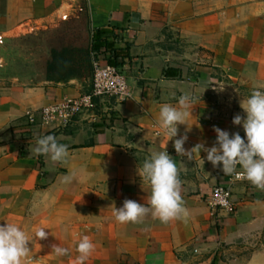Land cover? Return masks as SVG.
<instances>
[{"label": "crops", "instance_id": "0c3cea01", "mask_svg": "<svg viewBox=\"0 0 264 264\" xmlns=\"http://www.w3.org/2000/svg\"><path fill=\"white\" fill-rule=\"evenodd\" d=\"M61 21L83 25L82 36L71 29L66 38L76 46H90L98 29L110 31L104 38L122 51L116 62L130 97L97 98L68 127L44 126L41 109L90 92L93 70L88 78L41 70L33 80L9 77L0 61V224H17L32 240L34 260L24 264H76L85 235L95 245L85 264H264V190L223 174L204 152L205 162L179 156L158 123L160 107H178L187 94L192 127L179 125L176 137L187 134L186 149L211 147L214 126L244 136L233 117L245 115L242 99L264 91V0H0V41L20 37L30 23ZM113 54L106 47L93 52V67ZM45 135L68 146L64 162L35 154ZM166 147L178 166L185 214L167 223L151 213L118 222L115 209L126 199L147 204L151 186L138 166ZM221 183L238 201L232 215L211 213L208 197ZM41 227L49 235L36 240ZM58 244L69 254L56 255Z\"/></svg>", "mask_w": 264, "mask_h": 264}, {"label": "clouds", "instance_id": "9594fccd", "mask_svg": "<svg viewBox=\"0 0 264 264\" xmlns=\"http://www.w3.org/2000/svg\"><path fill=\"white\" fill-rule=\"evenodd\" d=\"M215 81H211L209 86ZM218 85V84H217ZM208 86V87H209ZM207 87V88H208ZM218 87L222 90L223 87ZM206 88V89H207ZM205 89V90H206ZM178 107L163 104L160 107L159 127L162 135L168 141L174 140L173 147L181 157L189 161L205 157L214 167H218L225 175L235 174V179H246L257 188L264 190V91L254 90L247 98L240 101L245 115L237 114L233 117L234 125H242L244 136L240 132L231 133L228 130L214 126L217 134L211 147L204 142L197 143L191 149L185 148L187 134L176 138L179 125H187L191 129L187 118L192 110V97L184 94L178 99ZM175 138V139H174ZM35 154L49 157L52 162H64L68 156V146L60 143L54 135H45L37 140L33 149ZM237 166L240 171H237ZM138 174L146 179L151 186V194L147 204L136 200L126 199L122 207L115 209V219L120 223L137 222L141 217L151 213L154 218L167 223L172 219H179L185 214L180 195L179 171L176 160L166 150L154 151L142 166H138ZM74 176L64 177L66 183L72 182ZM41 227L35 230V239H45L49 235ZM32 240L26 231L17 224H0V264H24L30 257ZM95 245L88 236H83L76 243L79 256L76 264H85ZM58 256L69 254V249L58 245L53 246ZM34 260V259H33Z\"/></svg>", "mask_w": 264, "mask_h": 264}, {"label": "built area", "instance_id": "2783aa9c", "mask_svg": "<svg viewBox=\"0 0 264 264\" xmlns=\"http://www.w3.org/2000/svg\"><path fill=\"white\" fill-rule=\"evenodd\" d=\"M102 97H112L117 102L123 103L129 99L130 89L127 76L120 66L97 59L94 62L90 92L43 107L40 111L41 124L66 128L76 115L91 110L95 106V99ZM27 115L30 122L36 121L34 113L29 112ZM240 170L237 166V171ZM232 177L235 181H248L235 179V174ZM208 204L213 215L234 214L237 211L238 201L233 187L222 183L216 185L208 197Z\"/></svg>", "mask_w": 264, "mask_h": 264}, {"label": "rangeland", "instance_id": "374dc122", "mask_svg": "<svg viewBox=\"0 0 264 264\" xmlns=\"http://www.w3.org/2000/svg\"><path fill=\"white\" fill-rule=\"evenodd\" d=\"M77 1L81 4L85 2V0ZM77 25L73 26L71 23L61 21L41 27L39 24L30 23L25 27L23 35L20 37L0 41L1 52L4 53L3 56L0 55V61L6 64L2 68L8 70L7 75L9 77H25L34 80L37 78V74L40 76V71L44 70L47 77L59 78L61 74L49 70V64L52 60L51 50L52 48H61L66 44L74 45L75 42L72 43L71 37L67 39L68 41L66 38L72 34L70 33L71 29L75 30V33L79 34L78 36H82L83 25ZM76 42H79V39ZM85 76L86 78L89 77L88 72Z\"/></svg>", "mask_w": 264, "mask_h": 264}, {"label": "trees", "instance_id": "16d2710c", "mask_svg": "<svg viewBox=\"0 0 264 264\" xmlns=\"http://www.w3.org/2000/svg\"><path fill=\"white\" fill-rule=\"evenodd\" d=\"M109 32L108 29L104 28L96 30L90 46L84 45L76 47V45L69 46L66 44L61 48H52V60L49 64V70L61 74L59 78L85 75L87 71L93 70L91 54L102 50L103 47L109 48V50H113L114 52V57L110 58L108 63L119 66L120 64L116 62V58L118 55H122V51L114 48L113 43L104 38Z\"/></svg>", "mask_w": 264, "mask_h": 264}]
</instances>
